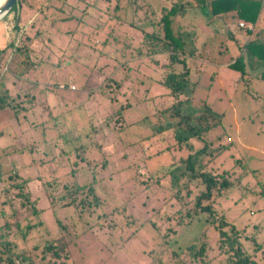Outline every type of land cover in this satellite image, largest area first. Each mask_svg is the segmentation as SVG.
<instances>
[{"label":"rangeland","instance_id":"374dc122","mask_svg":"<svg viewBox=\"0 0 264 264\" xmlns=\"http://www.w3.org/2000/svg\"><path fill=\"white\" fill-rule=\"evenodd\" d=\"M59 1L50 7L45 0H29L22 26L37 39L33 63L21 57L18 69L6 63L1 67V82L11 94L23 99L26 93L37 94L38 100L20 120L10 109L0 112V235H10L15 253H27L36 264H227L214 217L187 216L188 210L195 213L194 196L202 189L199 180L182 188L190 180V174L180 178L186 172L180 159L187 154L174 150L172 130L159 133L169 121L162 112L178 101L163 85L167 55L139 56L133 49L142 34L108 19L103 4L82 15L74 9L76 1L69 6ZM146 1L159 19V0ZM259 1L262 10L264 0ZM79 6V12L84 10ZM15 11L0 22V47L18 38ZM193 13L206 16L201 9ZM71 14L81 16L80 23L63 21ZM121 16L126 23L135 21L132 14ZM243 23L239 27L245 31L249 25ZM237 24L230 18L221 33L203 34L204 41L194 39V31L184 34L190 49L200 47L212 59H197L195 91L180 100H188L189 111L209 105L223 115L202 141L208 153L200 158L198 171L219 179L225 175L234 183L228 191L214 190L215 214L237 226L247 252L264 264V81L253 77L248 82L229 68L243 44L228 38ZM220 27L214 18L210 28ZM111 31L119 42L111 39L106 45ZM219 46L229 47L227 57H215ZM81 144L83 151H76ZM89 186L99 206L81 203L93 198L88 190H76ZM22 195L33 201L38 214ZM7 222L13 223L10 230L4 229ZM29 225L33 228L24 237ZM205 230L210 231L205 260L188 258L185 250ZM163 239L169 247H161ZM50 244L64 247L61 258L45 252Z\"/></svg>","mask_w":264,"mask_h":264},{"label":"trees","instance_id":"16d2710c","mask_svg":"<svg viewBox=\"0 0 264 264\" xmlns=\"http://www.w3.org/2000/svg\"><path fill=\"white\" fill-rule=\"evenodd\" d=\"M46 3L51 4L54 0H45ZM60 2L59 0H56ZM71 0H64V4L70 3ZM78 4L74 7L75 11L78 13H86L85 10L99 11L98 9H103L99 4L104 5L103 12L108 16V19L114 18L119 22L118 26H127L134 31L140 32L142 34V41L140 46L134 48L139 56L147 57H157L160 55H167V66L168 74L163 83V85L171 92L173 98L178 100L174 103L172 107L167 108L162 114L168 117L169 121L166 125H161L159 127V133L165 130H172L175 140L177 141L174 150L178 153L187 154V157H181L180 162L186 165V172L182 173L181 179L186 178L190 174V180L184 183L182 188H188L192 185V180H199L198 185L202 186L201 191L198 195L194 196V214L188 210L189 217H194L196 215L206 213L214 217L211 220L212 226L217 232L218 236V248L219 250L227 256V264H258L257 260L252 254H249L242 242L241 232L236 225L227 222L224 219H219L218 215L215 214L217 211L211 203L214 200V190L228 191L232 189L235 185L228 179L225 175H222L219 179L217 176L210 172L200 169L198 171V166L200 163V158L208 153L207 142L202 141L205 139V135L210 133L215 127L222 123L223 115L216 112L211 106L207 105L206 108L200 111H189L186 109L190 104L187 101L180 100V96H187L189 99L194 93L195 86L197 82L192 79V69L193 65H197V59H212L211 55L204 53L201 50H192L189 47L188 41L186 40L185 33L189 32L187 30H181L180 18L187 14V10L191 7H198L204 11L206 17H216L224 14H229L236 12L239 20L246 23L255 24L258 20L261 11V2L259 0H214L209 2L199 1L196 4L190 2L189 0H177L173 2L170 6H162L161 15L159 19L155 18L156 11L153 6H151L146 0H94L93 3H87L85 0H73ZM29 0H19V8H15V19L14 28L15 35L18 38L11 40L10 44L3 49H0V73L2 64L15 65L14 69H18L19 58L24 57L30 63H33V57L31 54L34 52V45L37 42L34 36L30 33L24 32V26H22V14L24 9L29 8ZM79 4L84 5V10L79 12ZM32 5H30L31 7ZM73 9V7H71ZM204 9V10H203ZM36 10H42V6ZM87 14V13H86ZM125 14H132L135 21L128 22L121 16ZM103 18V15H98ZM81 16L72 15L65 18L63 21L66 24H70L72 21L80 23ZM244 24V23H243ZM247 34L249 39L240 48V54L231 60L229 68L238 71L241 74V79L246 81L249 78H259L264 81V30L252 31L247 29ZM229 38H234V35H229ZM111 39L115 40V43L119 42L115 33L111 31L105 44L111 43ZM124 43V42H123ZM127 47V46H126ZM129 48V47H128ZM131 48V45H130ZM224 54L223 51H218ZM125 53L122 57H125ZM8 58V59H7ZM157 61V60H156ZM3 62V63H2ZM9 70V69H8ZM20 74H23L21 72ZM3 74L0 76V112L5 110H12L14 116L20 120L21 114L28 112L33 106L34 101H37V94L31 95L29 93L24 96L18 94H11L10 90L4 87L1 82L3 79ZM249 82V81H248ZM2 88L3 92H2ZM2 134V133H0ZM202 143V146L198 147L195 143ZM201 145V144H200ZM84 144L81 147H74L76 151H83ZM246 167V166H245ZM175 179V177H173ZM174 180V184L178 181ZM21 187V185H18ZM83 190H88V195L92 197V201L83 199L81 203L85 202L90 206H99L100 201L95 195L94 188L92 186L79 187L76 192ZM178 193L176 197H180ZM190 193L187 192L186 196ZM264 195V192L261 193ZM26 200V203L32 205L33 213L38 214V209L34 206L33 201H31L26 195H22ZM16 227L22 230L21 224L16 221ZM13 223L7 222L5 224V230H10ZM33 226L29 225L25 228L23 236L26 237L28 231L32 229ZM210 231L205 230L204 233L198 237L194 242L185 250V255L190 259H195L199 261H204L210 244L208 241ZM0 242V264L10 263L15 264L14 257L17 256L23 264H36L32 257H29L27 253H15V245L9 239L10 235H7L4 231L1 233ZM165 239V238H164ZM163 239V240H164ZM61 246V245H60ZM170 246V242L164 240L161 247ZM64 247L60 248L56 245H48L45 252H53L55 258H61V251H64Z\"/></svg>","mask_w":264,"mask_h":264},{"label":"crops","instance_id":"0c3cea01","mask_svg":"<svg viewBox=\"0 0 264 264\" xmlns=\"http://www.w3.org/2000/svg\"><path fill=\"white\" fill-rule=\"evenodd\" d=\"M177 0H159V7L162 8V6H170L173 2H175ZM190 2H193L194 4H196L197 2L199 1H205V2H211V1H214V0H189ZM197 9H200L198 8L197 6L196 7H191L189 8L187 11V14L185 16H183L182 18H180V22H181V30H186L185 28V25L187 26H190V27H193L191 29V31H189L190 29H188L187 31L189 32V35L190 32H195L193 35H194V39H200L202 41H204V36L208 35V36H211V35H214V34H218L219 32L221 33L223 31V29H225V27L227 26V22L228 20L231 18V20H236L237 21V25H238V29L236 31H230L228 33V38H229V35H234V38H229L230 40H232L235 44H238L239 43H243L242 46L244 45L245 42L248 41L249 39V35L247 34V29L249 30H252V31H260V30H264V7H262V10L260 11V14H259V17H258V20L255 24H252V23H246V25H249V27L247 26V29H245V31H243V29H241L239 27V23H243L244 21L242 20H239L237 15H236V12H233V13H229V14H224V15H221V16H216V17H206L204 15H198L196 13H193V11H196ZM214 18H217L218 21L220 22L221 24V29L218 30L217 28L216 29H211L210 27L212 26V23H213V19ZM262 25V26H261ZM184 27V28H183ZM6 32H7V27H6ZM205 34V35H203ZM9 37V36H8ZM213 37V36H211ZM11 38H9V41L11 42ZM8 41V44L7 46L10 44V42ZM5 45V47H0V49H3V48H6L7 47ZM221 46H219V50L218 51H223L224 54H221L217 51V54L215 57L216 58H225L227 57V55L229 54V51H228V46L223 49V48H220ZM198 50H201V48H197ZM240 49V47L238 46V50ZM231 56V55H230ZM233 56V54H232ZM222 61H218L216 64H218L219 66H222L224 65V63H221Z\"/></svg>","mask_w":264,"mask_h":264},{"label":"water","instance_id":"95a60500","mask_svg":"<svg viewBox=\"0 0 264 264\" xmlns=\"http://www.w3.org/2000/svg\"><path fill=\"white\" fill-rule=\"evenodd\" d=\"M15 8H19V0H6L0 6V22L3 21Z\"/></svg>","mask_w":264,"mask_h":264},{"label":"clouds","instance_id":"9594fccd","mask_svg":"<svg viewBox=\"0 0 264 264\" xmlns=\"http://www.w3.org/2000/svg\"><path fill=\"white\" fill-rule=\"evenodd\" d=\"M3 2H6V0H0V4H2Z\"/></svg>","mask_w":264,"mask_h":264},{"label":"built area","instance_id":"2783aa9c","mask_svg":"<svg viewBox=\"0 0 264 264\" xmlns=\"http://www.w3.org/2000/svg\"><path fill=\"white\" fill-rule=\"evenodd\" d=\"M240 26H242V27H243V26H244V24H243V23H240Z\"/></svg>","mask_w":264,"mask_h":264},{"label":"bare ground","instance_id":"6f19581e","mask_svg":"<svg viewBox=\"0 0 264 264\" xmlns=\"http://www.w3.org/2000/svg\"><path fill=\"white\" fill-rule=\"evenodd\" d=\"M2 4H3V3H2ZM2 4H0V6H1Z\"/></svg>","mask_w":264,"mask_h":264}]
</instances>
